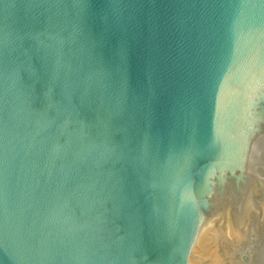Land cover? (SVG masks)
I'll return each mask as SVG.
<instances>
[{
	"label": "water",
	"instance_id": "obj_1",
	"mask_svg": "<svg viewBox=\"0 0 264 264\" xmlns=\"http://www.w3.org/2000/svg\"><path fill=\"white\" fill-rule=\"evenodd\" d=\"M0 264H264V0H0Z\"/></svg>",
	"mask_w": 264,
	"mask_h": 264
}]
</instances>
